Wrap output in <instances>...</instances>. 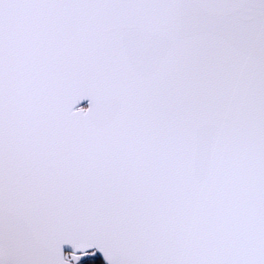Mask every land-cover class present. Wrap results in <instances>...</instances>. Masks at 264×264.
I'll use <instances>...</instances> for the list:
<instances>
[{
    "label": "snow or ice",
    "instance_id": "snow-or-ice-1",
    "mask_svg": "<svg viewBox=\"0 0 264 264\" xmlns=\"http://www.w3.org/2000/svg\"><path fill=\"white\" fill-rule=\"evenodd\" d=\"M0 264H264V0H0Z\"/></svg>",
    "mask_w": 264,
    "mask_h": 264
}]
</instances>
